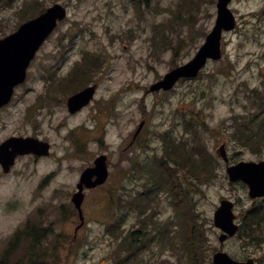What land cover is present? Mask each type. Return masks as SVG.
I'll return each mask as SVG.
<instances>
[{"label":"rangeland","instance_id":"1","mask_svg":"<svg viewBox=\"0 0 264 264\" xmlns=\"http://www.w3.org/2000/svg\"><path fill=\"white\" fill-rule=\"evenodd\" d=\"M30 1L0 0V39L16 31L20 10ZM39 1L44 8L61 4L68 17L38 52L11 103L0 109V144L14 136L33 137L49 142L51 155L21 157L8 174L0 166V258L28 224L50 230L43 247L50 254L58 248L59 264H110L116 241L109 228L121 220L127 229L141 227L144 218L128 203L146 183L144 166L162 157L163 136L191 139L186 121L204 123L203 139L215 156L226 143L231 164L264 160V149L241 147L232 135L234 121L256 110L253 90L264 92V0H232L237 26L223 35L222 59L169 92L150 88L195 56L215 26L218 0ZM89 54L100 61L101 71L89 83L97 91L87 107L70 114L67 100L78 91L67 94L57 84ZM141 122L142 132L133 140ZM100 155L108 157V180L85 191V225L73 239L79 219L71 198L82 172ZM216 168L215 180L201 183L192 200L207 247L199 255L212 264L214 253L223 250L234 259L264 264V244L253 246L239 236L219 243L213 217L221 200L235 203L240 224L247 210L264 201L253 204L247 188L230 184L222 160ZM159 198L158 228L175 226L169 198ZM148 245L147 264L188 262L177 241L166 248L152 240ZM22 248L23 243L12 261Z\"/></svg>","mask_w":264,"mask_h":264},{"label":"trees","instance_id":"2","mask_svg":"<svg viewBox=\"0 0 264 264\" xmlns=\"http://www.w3.org/2000/svg\"><path fill=\"white\" fill-rule=\"evenodd\" d=\"M43 5L39 0L28 2L20 10V23L44 12ZM98 58L97 54L87 55L84 63L78 64L69 77L57 84L58 90L64 93L76 92L89 85L94 75L101 71ZM253 92L252 100L256 110L234 121L232 135L241 147L256 149L262 153L264 92ZM198 121H186L185 130L191 139L180 141L171 134L164 135L163 156L147 162L144 166L146 183L128 203L129 208L144 218L141 219L143 224L137 229H127L122 225L125 220H121L109 228L111 237L116 241L113 261L110 264H147L143 257L150 240L165 248L172 247L177 241L186 252L187 264H209L199 255L200 248L203 251L206 246L203 245V227L197 220L198 214L193 209L192 200L201 193V188H197L201 183H212L215 180L219 161L208 150L203 139L206 133L204 129L207 127ZM161 194L169 198L175 211V226H166L163 229L158 228L155 220ZM26 226L25 231L14 234L1 255L0 264H59L58 248L56 247L54 254H50L43 247L50 230L31 228L28 224ZM241 231L256 233L258 237L255 240H264V209L251 208L246 213ZM22 243L25 248L21 249L19 259L12 261Z\"/></svg>","mask_w":264,"mask_h":264},{"label":"water","instance_id":"3","mask_svg":"<svg viewBox=\"0 0 264 264\" xmlns=\"http://www.w3.org/2000/svg\"><path fill=\"white\" fill-rule=\"evenodd\" d=\"M231 1L218 0L217 20L204 45L190 62L167 73L161 81L154 84L151 87L152 92L170 91L180 79L196 78L209 60L217 61L222 58L223 33L232 31L236 27L235 16L229 9ZM66 15V9L60 4H55L37 18L21 25L15 33L0 39V108L11 101L14 88L25 82L28 68L36 53L55 31L58 23L66 18ZM96 89V86H91L70 97L68 100L69 111L76 113L88 105L94 98ZM143 126L144 123L142 122L135 137L141 132ZM49 149L50 146L47 143L34 138H11L0 145V164L3 171L8 173L18 156L28 154L48 155ZM218 154L225 161H228L224 145L220 147ZM227 173L232 183L243 181L249 186V195L252 199L264 197V161L259 163L241 162L238 165L229 167ZM108 176L106 156L97 158L94 167L87 168L82 173L80 182L77 185L78 192L72 198L81 219V224L77 230L84 224L82 204L85 198V188L94 189L98 185H102ZM94 177H96L95 180H93ZM233 207L234 204L231 201L224 200L215 212L214 224L223 233L219 238L221 243L234 237L239 230L238 225L235 224L236 217L233 213ZM213 264L255 263L253 260L238 262L225 252H217L213 257Z\"/></svg>","mask_w":264,"mask_h":264},{"label":"flooded vegetation","instance_id":"4","mask_svg":"<svg viewBox=\"0 0 264 264\" xmlns=\"http://www.w3.org/2000/svg\"><path fill=\"white\" fill-rule=\"evenodd\" d=\"M227 167V166H226ZM244 187V186H243ZM257 200H261V201H264V199H257ZM256 200V201H257ZM256 201H253V204H255L256 203ZM242 237H245V238H247V240H251L252 239V237H253V239H254V235H248V234H245L244 236H242ZM231 240V239H230ZM230 240H227L224 244H226L228 241H230ZM255 240V239H254ZM223 244V245H224ZM260 244V243H259ZM259 244H257V245H259ZM263 244H264V242H263ZM250 259V258H249ZM249 259H247V260H249ZM247 260H244V261H247ZM255 260V262L258 264V262L256 261V259H254Z\"/></svg>","mask_w":264,"mask_h":264}]
</instances>
